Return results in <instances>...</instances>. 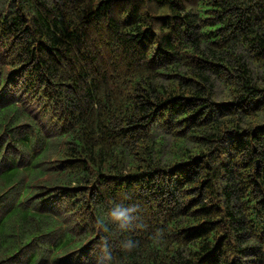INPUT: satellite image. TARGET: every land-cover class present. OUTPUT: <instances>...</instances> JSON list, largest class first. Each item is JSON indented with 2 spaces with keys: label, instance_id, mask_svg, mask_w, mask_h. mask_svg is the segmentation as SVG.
Here are the masks:
<instances>
[{
  "label": "trees",
  "instance_id": "trees-1",
  "mask_svg": "<svg viewBox=\"0 0 264 264\" xmlns=\"http://www.w3.org/2000/svg\"><path fill=\"white\" fill-rule=\"evenodd\" d=\"M112 202L121 264H264V0L0 7V264H95Z\"/></svg>",
  "mask_w": 264,
  "mask_h": 264
},
{
  "label": "clouds",
  "instance_id": "clouds-1",
  "mask_svg": "<svg viewBox=\"0 0 264 264\" xmlns=\"http://www.w3.org/2000/svg\"><path fill=\"white\" fill-rule=\"evenodd\" d=\"M137 205L112 202L97 221L100 239L97 242L98 255L95 264H121L113 254L111 238L113 234L129 233L135 222ZM114 230V233H113ZM121 252H130L136 247V242L128 237L118 241Z\"/></svg>",
  "mask_w": 264,
  "mask_h": 264
},
{
  "label": "rangeland",
  "instance_id": "rangeland-1",
  "mask_svg": "<svg viewBox=\"0 0 264 264\" xmlns=\"http://www.w3.org/2000/svg\"><path fill=\"white\" fill-rule=\"evenodd\" d=\"M5 1H6V0H0V7H3ZM216 82H217V81H216ZM217 84H218V82H217ZM217 92L221 94V89H220V87L217 88ZM220 94H219V95H220ZM219 99H220V98H219Z\"/></svg>",
  "mask_w": 264,
  "mask_h": 264
}]
</instances>
